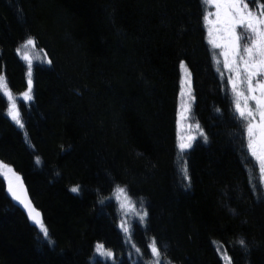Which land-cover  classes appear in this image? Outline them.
Wrapping results in <instances>:
<instances>
[{"label": "trees", "instance_id": "trees-1", "mask_svg": "<svg viewBox=\"0 0 264 264\" xmlns=\"http://www.w3.org/2000/svg\"><path fill=\"white\" fill-rule=\"evenodd\" d=\"M204 15L202 0H0V73L11 91L27 86L23 39L51 61L33 65L23 128L0 93V161L23 176L51 242L0 179V264H149L153 239L161 264H226L217 245L228 264H264V186ZM181 62L207 136L182 163ZM117 186L147 212L129 240ZM97 244L113 257L95 254Z\"/></svg>", "mask_w": 264, "mask_h": 264}, {"label": "snow or ice", "instance_id": "snow-or-ice-1", "mask_svg": "<svg viewBox=\"0 0 264 264\" xmlns=\"http://www.w3.org/2000/svg\"><path fill=\"white\" fill-rule=\"evenodd\" d=\"M202 3L205 7L213 6L215 8V12L209 11L203 16L207 26L209 43L213 48L223 49L221 55L224 57V67L234 74L229 79V83L235 96V112L246 122L247 149L258 166L261 181L264 182V4L259 6L258 11H253L249 8V3L246 0H202ZM212 16H215L214 20L210 18ZM238 29H240L239 32ZM35 44L33 38H28L16 50L18 54L22 53V59L27 62L28 66L27 90L21 94L25 101H32L34 97L32 95L33 60L24 49L34 48ZM47 62L51 63L50 60ZM180 67L185 73L181 95L185 94L183 85L188 84V95L191 99V81L188 78L190 73L183 62H181ZM242 86H246V91L241 90ZM0 93L6 97L9 104L7 115L16 125L23 128L24 125L16 99L4 75H0ZM241 100L243 104H241ZM187 111H189V107L182 106L181 120L185 118ZM196 127L199 128V124H196ZM200 135L207 141V136L202 130ZM195 140V136H189L188 142H185L182 136L179 143L181 152L190 149ZM184 172L185 178L188 179L187 170L185 169ZM0 179H3L7 192L13 200L23 207L29 220L39 229L43 238L51 242L48 240L49 232L43 222L42 214L28 198L21 176L11 166L0 161ZM79 190L78 186L71 189L74 193H78ZM117 191L126 194L124 188H118ZM146 216L147 212L145 211L141 219L143 220ZM121 228L126 233L129 231L124 224L121 225ZM240 244L244 245V241L241 240ZM102 250L103 245L98 244L96 246L97 253L113 257L111 251ZM150 251L155 264H161L162 253L155 239L150 245Z\"/></svg>", "mask_w": 264, "mask_h": 264}, {"label": "rangeland", "instance_id": "rangeland-1", "mask_svg": "<svg viewBox=\"0 0 264 264\" xmlns=\"http://www.w3.org/2000/svg\"><path fill=\"white\" fill-rule=\"evenodd\" d=\"M247 2L249 3V8H251L254 11L255 10L256 11L259 10L260 4L258 2H256V0H249ZM209 11L215 12V8L213 6L205 7V15ZM210 18L214 20L215 16H212ZM205 26H206V23H205ZM239 31H240V29H238V32ZM206 32H207V26H206ZM28 38H33V37L29 36V37L25 38L21 42V44L19 45L18 48H20ZM207 39L209 41L208 32H207ZM242 44H243V41H242ZM210 46H211V48L213 50V59H214L216 65L218 67L219 73L227 81L228 92H229V95H230V99H231V102H232L233 109L235 111V96H234V94H233V92L231 90V84L229 83V79L234 74L229 69H226L224 67V63H223L224 62V57L221 55L223 49L222 48H213L211 44H210ZM24 51H27L28 54L32 57L33 65L35 63H47V61H48V57H47L46 53L42 49H40L36 44H35L34 48L29 47L27 49H24ZM18 55L22 59V53L18 54ZM22 60L26 64V67H27L26 75H27V72H28L27 62L24 59H22ZM218 61H219V63H218ZM188 72L190 73L189 70H188ZM0 75H4V74L0 73ZM188 78L191 81V83H190L191 99L189 98V95H188V90H189V85L188 84H184L183 85L185 94L183 96L181 95L182 81L185 80V73L180 67L179 92H178V98H177V100H178V104H177V146H178V150H179V159L181 160V163H182V157H183L184 153L186 152V150L184 152H181V150L179 148V143H180V139H181L182 136L184 137L185 142H188V137L189 136H195L196 140L192 142L193 144L196 141H201V140L204 141L203 137L200 135V132H201L202 129H201V127H199V128L196 127V124H198V122L195 119L194 113H193L194 95H193V88H192L191 73H190V77H188ZM26 90H27V86L20 93L12 92L14 98L16 99V103H17L18 109H19V101L22 100V101H24L26 103L30 102V101H25L23 99V96L21 95ZM241 90H245L246 91V86H242ZM32 95H33V91H32ZM250 103H252V102H250ZM241 104H243L242 100H241ZM182 106H188L189 107V111L185 112V118L183 120H181ZM8 107H9V104L7 102L6 113H7ZM236 114L238 115V113H236ZM9 118H10V116H9ZM245 124H246V122H245ZM262 183H263V186H264V182H262ZM118 188H123V187L122 186L115 187V189L113 190V193H112V197L114 198V200L116 201L117 206H118V213H119V215H118V217H119L118 224H119L120 228H121V225L124 224L129 229V231L127 233L124 232V231L123 232H124L125 237L127 239L128 238L130 239V228H131L132 222L133 221H137L139 223H143L145 218L142 220L141 217L143 216V214H144V212L146 210H145V207L141 203H139V202L137 203V201H134L128 195L127 192H126V194L125 193H118V191H117ZM217 249H218L219 253L222 255L224 262L226 264H228V259L226 257L224 249L220 245H217ZM103 250H108V249H106L103 246ZM95 254H97L98 256H101V257H107L106 255H103L102 253H97L96 252V248H95ZM136 256H137V254H136ZM149 264H155V260H154L153 256L151 257V260H150Z\"/></svg>", "mask_w": 264, "mask_h": 264}, {"label": "water", "instance_id": "water-1", "mask_svg": "<svg viewBox=\"0 0 264 264\" xmlns=\"http://www.w3.org/2000/svg\"><path fill=\"white\" fill-rule=\"evenodd\" d=\"M17 173V172H16ZM17 174H19L20 176H21V178H22V181H23V186H24V188L26 189V193H27V196H28V198L31 200V203H32V205L39 211V209L35 206V204H34V202H33V200H32V198H31V196H30V193H29V190H28V187H27V184H26V182H25V180H24V178H23V176L20 174V173H17ZM5 189H6V184H5ZM6 193H7V195L10 197V199L12 200V202L27 216V213H26V211L23 209V207L18 203V202H16L15 200H13L12 199V197H11V195L7 192V189H6ZM40 212V211H39ZM41 213V212H40ZM28 217V216H27ZM29 219V218H28Z\"/></svg>", "mask_w": 264, "mask_h": 264}, {"label": "bare ground", "instance_id": "bare-ground-1", "mask_svg": "<svg viewBox=\"0 0 264 264\" xmlns=\"http://www.w3.org/2000/svg\"><path fill=\"white\" fill-rule=\"evenodd\" d=\"M24 40V39H23ZM22 40V41H23ZM21 41V42H22ZM21 42L17 45V48L19 47V45L21 44ZM17 48H16V50H17ZM41 49V48H40ZM43 50V49H42ZM44 51V50H43ZM45 52V51H44ZM19 56V55H18ZM25 63V62H24ZM26 65V64H25ZM27 68V67H26ZM178 92H179V89H178ZM193 95H194V93H193ZM5 97V96H4ZM177 98H178V95H177ZM177 104H178V100H177ZM193 107H194V105H193ZM6 108H7V104H6ZM119 215V214H118ZM118 220H119V217H118ZM118 226H119V224H118ZM119 228H120V226H119ZM121 229V228H120ZM122 230V229H121ZM123 231V230H122ZM124 233V232H123ZM128 240H129V238H128ZM98 245V244H97Z\"/></svg>", "mask_w": 264, "mask_h": 264}, {"label": "flooded vegetation", "instance_id": "flooded-vegetation-1", "mask_svg": "<svg viewBox=\"0 0 264 264\" xmlns=\"http://www.w3.org/2000/svg\"><path fill=\"white\" fill-rule=\"evenodd\" d=\"M249 1V0H246V2ZM251 9V8H250ZM252 10V9H251ZM254 11V10H253ZM256 11V10H255Z\"/></svg>", "mask_w": 264, "mask_h": 264}]
</instances>
